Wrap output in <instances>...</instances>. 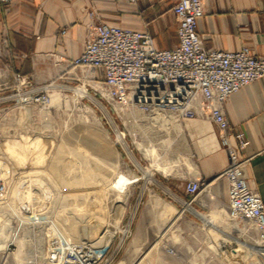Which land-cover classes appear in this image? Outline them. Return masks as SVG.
<instances>
[{"label": "built area", "instance_id": "2783aa9c", "mask_svg": "<svg viewBox=\"0 0 264 264\" xmlns=\"http://www.w3.org/2000/svg\"><path fill=\"white\" fill-rule=\"evenodd\" d=\"M10 3L11 0H0V6ZM172 11L179 41L173 49H157L148 31L101 23L93 29L81 54L70 60V70L61 71L45 84H37L32 78L13 71L12 63L25 59L26 55L12 52L5 32L1 31L0 133L6 125H17L14 129L21 130L22 140L27 142L34 133L32 121L41 116L47 118L51 93L63 89L56 83L70 80L73 70L80 72L86 85L106 103L103 106H110L119 119L117 107L129 110L136 122L140 119L133 112L151 118L160 114L152 120L165 121L166 125L184 119L208 118L215 125L229 157L228 166L219 177L226 181L228 188V218L238 225L232 233L236 232L242 242L246 241L256 251L254 256L248 252L256 259L252 264H264V201L249 181L251 158L242 156L249 143L240 132L233 131L224 110L231 95L264 78V55L256 54L248 45L235 52L204 48L197 32L198 22L205 14L203 0H176ZM16 111L23 115L11 114ZM103 118L127 163L121 172L130 178L126 192L131 193L135 186L142 184V195L135 200L137 210L143 203V194L147 192L150 197V187L157 185L155 172L150 164L142 166L135 160L127 142L128 131L122 130L110 114ZM8 150L15 151L14 145ZM33 167L36 166L29 167V173H37L36 178L15 181L24 187V193L18 194L13 225L14 243L21 252L20 261L15 264H116L131 235L134 217L122 229L119 224L120 238L113 236L103 253L98 252L99 247L91 239H85L76 248L63 233L53 232V204L58 192L48 174ZM149 168L152 175L146 178ZM1 186L0 182V191ZM210 186L211 182L195 178L187 182L185 190L189 196L196 197L209 193ZM163 195L176 209L179 199L169 192ZM190 212L195 217H203L191 207ZM163 250L168 256H177L176 250L167 245H163Z\"/></svg>", "mask_w": 264, "mask_h": 264}, {"label": "crops", "instance_id": "0c3cea01", "mask_svg": "<svg viewBox=\"0 0 264 264\" xmlns=\"http://www.w3.org/2000/svg\"><path fill=\"white\" fill-rule=\"evenodd\" d=\"M175 3L176 0H11L8 6H0V33L5 32L12 52L26 55L12 63L13 71L45 84L61 71L70 70V60L81 54L93 29L101 23L148 31L157 49H173L179 43L172 11ZM203 7L205 14L198 22L197 32L204 48L235 52L248 45L256 54L264 55V0H203ZM224 110L233 131L240 132L249 143L242 156L251 158L249 181L264 201V78L231 95ZM130 121L139 130L134 137L144 143L142 149L135 146L132 127L127 129L135 160L142 166L154 165L157 185L152 189L154 195L152 192L148 197L152 208L159 206L157 196L165 191L177 197L180 233L194 239L192 244L199 249H212L221 238L218 232L227 235L233 227L228 218L227 184L219 177L228 166L229 157L215 125L205 117L184 119L177 126L165 124L170 132L150 139L146 137L148 124L143 120ZM145 148L155 150L156 157L146 156ZM155 165H161L159 169L163 171L173 170L165 174ZM169 165L172 166L162 167ZM119 176L126 183L130 180ZM195 178L211 182L210 192L189 196L185 186ZM140 188L142 184L127 196L135 202L142 195ZM2 196L0 193V201ZM189 203L203 218L191 214ZM2 222L1 231L5 234L7 228ZM59 227L53 232H58ZM137 235L130 256L141 242V231ZM10 247L9 243L3 264L16 263L17 254L12 248L11 254Z\"/></svg>", "mask_w": 264, "mask_h": 264}, {"label": "rangeland", "instance_id": "374dc122", "mask_svg": "<svg viewBox=\"0 0 264 264\" xmlns=\"http://www.w3.org/2000/svg\"><path fill=\"white\" fill-rule=\"evenodd\" d=\"M56 84L63 89L51 93V98L54 93L58 95L54 97V102L46 112L47 118L45 120L41 116L32 121L34 133L27 142L22 140L24 133L14 129L17 125H6L0 133V193L3 195L0 201L3 218L0 222L3 221V227L7 228V233L3 234L0 226V264H3V254L9 243L10 249H14L17 254L16 263L20 261L19 245L14 243L10 235L13 234L18 194L20 191L24 193V187L15 181L36 178L37 173H29V167L33 165L36 166L33 167L34 170H43L48 174L58 192L53 204L52 220L54 224L61 222V226L59 224L60 227L56 226L53 230L59 227L58 231L76 248H79L85 239H90L87 234L90 227L96 231L106 228L118 240L121 236L119 227H125L133 216L131 235L116 264L122 259H127V264H252L256 261L243 248L237 253L234 252L228 247L230 241L222 238L212 249H199L192 244L196 242L194 239L191 240L189 236L180 233V221L174 204H171L163 193L157 194V197H162L159 206L152 208L148 200L149 194L146 192L143 203L135 210V202L127 196L126 183H121L118 177L127 168V163L103 118L104 115L110 114L122 130L132 127L131 140L135 146L138 143L141 147L142 140L134 137L139 130L130 123V114L125 116L126 124L121 117L117 118L110 106H103L106 103L86 85L87 82L77 70L71 71L70 80L58 81ZM133 113L143 120V123L148 124L146 137L158 138L160 134L170 132L165 129L167 122L152 120L150 115ZM11 114L17 117L23 115L18 111ZM178 124L179 122L173 123V126ZM127 142L130 143L128 135ZM13 145L15 151L10 152L8 147ZM150 188L154 194V188ZM121 206L123 212L119 219L117 208ZM230 225H234V222ZM139 231L141 242L137 252L130 256L133 240ZM233 235L243 241L236 232ZM4 238L5 240H1ZM163 245L175 249L177 256L166 255ZM110 252L111 249L108 254Z\"/></svg>", "mask_w": 264, "mask_h": 264}, {"label": "bare ground", "instance_id": "6f19581e", "mask_svg": "<svg viewBox=\"0 0 264 264\" xmlns=\"http://www.w3.org/2000/svg\"><path fill=\"white\" fill-rule=\"evenodd\" d=\"M56 95H58L57 93H54L53 95H52V102H54V97L56 96ZM117 111H118V113H119V116L121 117V119L124 121V123L126 124L127 123V121H126V115H129L131 112H129V113H127V112H125V109H122V108H120V107H117ZM163 115V114H162ZM158 116H160V114H154L153 116H152V119H156ZM143 144L144 143H142V142H140V145H141V147H139L138 146V143L136 144L137 146H138V148L139 149H142L143 148ZM147 150H150L149 152L147 151ZM145 154H146V156H149V157H153V158H155L156 157V151L155 150H151V149H147V148H145ZM156 166V169H158L159 171H161V172H163V173H165V174H168V173H171L172 172V170H173V167H172V170H169V171H163V170H160L159 169V166H161V165H155ZM170 166H172V165H169V166H162V167H170ZM154 167V165L153 166H151L150 168H153ZM148 169V171H147V174H146V178H149L151 175H152V172H151V169ZM119 177V181L121 182V183H124L125 181L122 179V177H120V176H118ZM126 183V182H125ZM152 195H154L153 193L151 194V196ZM118 209V212H117V216L119 217V219L121 218V215H122V212H123V206H121V207H118L117 208ZM203 218V217H202ZM205 221H209V220H205ZM209 224H210V222H208ZM211 225V224H210ZM54 227H55V225H54ZM91 229L90 230H88L89 231V233H87L88 234V236L90 237V239L92 240V242H94L95 244H97V246L99 247V249H98V252L99 253H103L104 252V250L106 249V247L109 245V243H110V241H111V239L113 238V233H110L106 228H104L103 230H98V231H96V230H94L92 227H90ZM238 228V225H236V224H234L233 225V227H232V229L234 230H236ZM54 229V228H53ZM234 230V231H235ZM219 233V235H220V237L223 239V240H228V241H230L229 243H228V245H229V247L230 248H232V250L234 251V252H238V250L240 249V248H243L244 250H246V251H248L252 256H254V254H256V251L252 248V247H249L248 246V244H247V242L245 241V242H242V241H240L239 239H237V238H235L234 237V235H233V233H228L227 235H225V234H220V232H218ZM84 236H85V234H84ZM83 236V238H86V237H84ZM251 261V260H250ZM254 262V261H253ZM252 263V262H251ZM117 264H127V259H122V260H120Z\"/></svg>", "mask_w": 264, "mask_h": 264}]
</instances>
